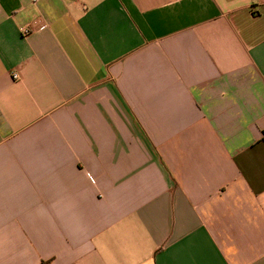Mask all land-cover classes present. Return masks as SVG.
<instances>
[{"label":"crops","instance_id":"0c3cea01","mask_svg":"<svg viewBox=\"0 0 264 264\" xmlns=\"http://www.w3.org/2000/svg\"><path fill=\"white\" fill-rule=\"evenodd\" d=\"M263 130L264 0H0V264H264Z\"/></svg>","mask_w":264,"mask_h":264},{"label":"built area","instance_id":"2783aa9c","mask_svg":"<svg viewBox=\"0 0 264 264\" xmlns=\"http://www.w3.org/2000/svg\"><path fill=\"white\" fill-rule=\"evenodd\" d=\"M25 32H26V31H25ZM12 77H13V78H16V77H17V74H16V73H13V74H12Z\"/></svg>","mask_w":264,"mask_h":264},{"label":"trees","instance_id":"16d2710c","mask_svg":"<svg viewBox=\"0 0 264 264\" xmlns=\"http://www.w3.org/2000/svg\"><path fill=\"white\" fill-rule=\"evenodd\" d=\"M263 138H264V130H263Z\"/></svg>","mask_w":264,"mask_h":264}]
</instances>
